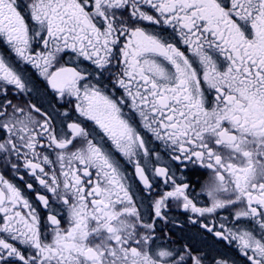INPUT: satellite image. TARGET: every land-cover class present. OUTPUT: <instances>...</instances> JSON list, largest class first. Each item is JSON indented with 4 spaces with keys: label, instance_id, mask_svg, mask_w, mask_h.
I'll return each instance as SVG.
<instances>
[{
    "label": "snow or ice",
    "instance_id": "obj_1",
    "mask_svg": "<svg viewBox=\"0 0 264 264\" xmlns=\"http://www.w3.org/2000/svg\"><path fill=\"white\" fill-rule=\"evenodd\" d=\"M0 45V264H235L157 235L172 207L264 264V0H0Z\"/></svg>",
    "mask_w": 264,
    "mask_h": 264
},
{
    "label": "flooded vegetation",
    "instance_id": "obj_2",
    "mask_svg": "<svg viewBox=\"0 0 264 264\" xmlns=\"http://www.w3.org/2000/svg\"><path fill=\"white\" fill-rule=\"evenodd\" d=\"M6 46L0 45V54H6ZM29 76L32 78L34 91L31 97L33 103L42 107L43 109L52 112L57 105L52 100V97L45 90V85L43 81L37 78L33 71L30 69L28 72ZM55 115V113L53 112ZM59 122V121H57ZM127 167V171L131 174L133 169ZM177 176L180 173L177 172ZM187 179L191 182L190 191L196 196L199 201L198 206H203L209 203L208 197L205 193L201 191V187L204 181L207 179L206 170L200 168H192L191 166L186 173ZM6 179H12L22 190L23 195L37 208L41 215L42 220L47 218V210L43 208L42 204L37 199V194H46V191L38 184V182L33 181L29 176L25 175L24 180L21 181L18 178H14L11 174L5 176ZM135 178L133 177V180ZM26 183H33V189L29 190L26 187ZM134 190H136L139 185L134 183ZM139 199V193L137 195ZM143 210L147 212V201L144 202ZM169 215L175 221L174 224H164L161 221H157V235L164 236L167 234L170 236L172 241L177 244H191L196 248L201 249L204 253L208 254L209 258L225 256L230 260L235 261V264H248L247 260L239 253L235 246L229 247L227 242L219 240V238L214 237L212 234L200 229L198 227L192 226L188 221V213L183 212L182 209H177L172 207L169 211ZM223 217H230L229 210H219L217 214H214V222L219 227L222 222ZM213 217H209L211 222ZM231 227V224H228Z\"/></svg>",
    "mask_w": 264,
    "mask_h": 264
}]
</instances>
